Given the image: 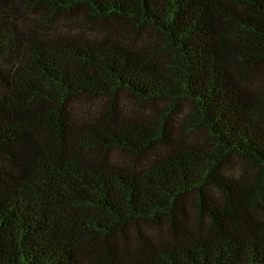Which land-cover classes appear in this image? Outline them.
Instances as JSON below:
<instances>
[{"label":"trees","instance_id":"1","mask_svg":"<svg viewBox=\"0 0 264 264\" xmlns=\"http://www.w3.org/2000/svg\"><path fill=\"white\" fill-rule=\"evenodd\" d=\"M0 264H264V0H0Z\"/></svg>","mask_w":264,"mask_h":264},{"label":"rangeland","instance_id":"2","mask_svg":"<svg viewBox=\"0 0 264 264\" xmlns=\"http://www.w3.org/2000/svg\"><path fill=\"white\" fill-rule=\"evenodd\" d=\"M50 28L58 32L79 33L87 36L100 37L106 33L120 36L121 32L127 28V25L120 23L119 21L106 22L95 18L83 17L79 14L75 17H60L55 23L51 24ZM120 100L125 102L127 106H141L139 101H136L126 95H121Z\"/></svg>","mask_w":264,"mask_h":264}]
</instances>
